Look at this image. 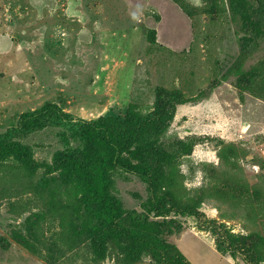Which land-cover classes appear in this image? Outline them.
I'll return each mask as SVG.
<instances>
[{"label":"rangeland","instance_id":"374dc122","mask_svg":"<svg viewBox=\"0 0 264 264\" xmlns=\"http://www.w3.org/2000/svg\"><path fill=\"white\" fill-rule=\"evenodd\" d=\"M176 1L0 0V143L38 165L0 161V264H158L98 255L55 172L77 122L124 120L132 102L148 113L158 91L173 93L167 142L186 149L160 191L117 177L124 227L176 222L165 238L189 264H264V21L257 37L237 0Z\"/></svg>","mask_w":264,"mask_h":264},{"label":"trees","instance_id":"16d2710c","mask_svg":"<svg viewBox=\"0 0 264 264\" xmlns=\"http://www.w3.org/2000/svg\"><path fill=\"white\" fill-rule=\"evenodd\" d=\"M236 2L252 33L261 36L264 11L252 8L245 0ZM177 3L184 13L194 17V11L186 4ZM150 31L152 43L158 44L156 31ZM239 73L244 75L241 70ZM255 91L259 98L264 99V86ZM158 93V101L148 113L132 102L124 120L109 116L77 122L70 133L74 146L58 156L55 172H58L60 185L74 193L75 201L70 206L73 214L89 217V221L85 222V232L98 255H106L109 245H114L130 260L136 261L142 255L150 254L158 264H189L165 238L180 228L176 222H144V227L151 228L136 224L127 230L117 197L116 179L125 173L140 177L152 192L160 191L165 187L169 170L179 153L186 149L183 141H179L177 146L167 142L166 129L173 120L170 113L173 93ZM45 110L67 117L54 104H47ZM10 158L21 163L30 175L38 170L30 150L20 142L0 143V161ZM50 194L55 196L54 191L50 190ZM25 225L30 235H34L31 221L27 220ZM126 238L130 241L127 247Z\"/></svg>","mask_w":264,"mask_h":264}]
</instances>
